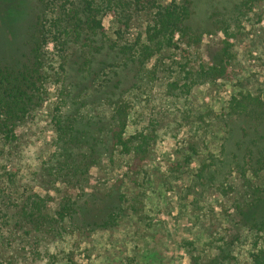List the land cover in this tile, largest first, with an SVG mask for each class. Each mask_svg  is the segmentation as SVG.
Instances as JSON below:
<instances>
[{"label":"trees","instance_id":"trees-1","mask_svg":"<svg viewBox=\"0 0 264 264\" xmlns=\"http://www.w3.org/2000/svg\"><path fill=\"white\" fill-rule=\"evenodd\" d=\"M257 1L241 0L244 11L222 19V36L210 34L204 41L189 25L188 0H32L31 17L16 34L25 11L22 0H0V152L10 165L0 170V214L13 210L7 217L13 222L11 233L21 232L29 244L21 257L9 244L10 253L0 255V264H56L51 247L57 239L92 229L88 210L79 204L90 168L143 175L158 139L152 124L127 134L135 95L158 84L172 109L189 115L196 88L230 78L234 40ZM7 5L11 11L3 14ZM141 14H150V20L133 36L128 31ZM104 16L113 21L111 33ZM68 63L75 68L69 70ZM52 88L57 95L51 151L33 177L24 179L12 160L17 129L43 108ZM227 107L228 118L244 125L236 146L245 203L237 209L254 238L249 264H264V183L252 187L244 176H264V98L245 92L233 96ZM208 167L202 163L199 172ZM35 186L44 194L34 192ZM123 212L121 202H113L99 228H113ZM6 234L0 226V250Z\"/></svg>","mask_w":264,"mask_h":264},{"label":"rangeland","instance_id":"rangeland-1","mask_svg":"<svg viewBox=\"0 0 264 264\" xmlns=\"http://www.w3.org/2000/svg\"><path fill=\"white\" fill-rule=\"evenodd\" d=\"M157 1L166 4L171 0ZM188 1L189 25L202 34L204 41L210 34L221 37L218 31L222 19L234 11H244L241 0ZM22 3L25 11L15 34L31 17L32 0ZM10 11L7 5L3 14ZM149 20L150 14H141L128 33H142ZM102 23L109 33L113 31L110 16H104ZM10 36L5 38L11 40ZM234 49L230 78L196 88L190 95L189 115L173 110L158 84H150L135 95L127 134L151 124L158 132L144 174L129 176L125 169L109 172L112 168H90L89 186L79 204L83 211L88 210L92 229L57 239L51 247L56 264H249L254 238L237 209L245 203L244 179L238 169L241 151L236 146L242 140L244 125L235 118L230 120L226 111L235 95L251 92L264 98V0H258L244 17ZM70 67L75 68L68 63ZM56 95L52 88L43 108L17 129L20 139L12 149L16 153L12 160L24 179L33 177L51 151V114ZM98 112L102 117L107 113ZM116 156L121 160L119 154ZM202 163L209 167L200 173ZM4 165L10 166L0 152L2 172ZM244 176L252 187L264 183L262 175ZM33 191L44 194L40 187L35 186ZM117 201L124 208L118 223L110 229L99 228L108 206ZM12 212L5 208L0 214V226L8 238L0 255L8 256L12 244L21 257L29 244L21 232L11 233L14 226L7 217Z\"/></svg>","mask_w":264,"mask_h":264}]
</instances>
